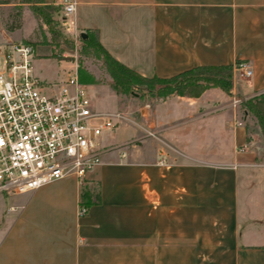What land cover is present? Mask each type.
I'll return each mask as SVG.
<instances>
[{
	"label": "crops",
	"instance_id": "1",
	"mask_svg": "<svg viewBox=\"0 0 264 264\" xmlns=\"http://www.w3.org/2000/svg\"><path fill=\"white\" fill-rule=\"evenodd\" d=\"M76 1L70 30L95 31L143 76L239 60L252 72L238 91L144 104L140 125L151 135L100 138V163L84 176L99 200L85 215L75 173L2 194L0 264H264L261 133L240 105L229 106L232 94L264 91V0Z\"/></svg>",
	"mask_w": 264,
	"mask_h": 264
},
{
	"label": "built area",
	"instance_id": "2",
	"mask_svg": "<svg viewBox=\"0 0 264 264\" xmlns=\"http://www.w3.org/2000/svg\"><path fill=\"white\" fill-rule=\"evenodd\" d=\"M76 8V0L61 1L66 18ZM34 54L30 43L9 41L0 47V194L32 192L68 173L82 181L100 163L97 138L127 119L122 111L95 108L76 68L59 88L41 92ZM251 72L245 60L231 64V88ZM244 99L232 94L229 106ZM78 214L85 215V209Z\"/></svg>",
	"mask_w": 264,
	"mask_h": 264
},
{
	"label": "rangeland",
	"instance_id": "3",
	"mask_svg": "<svg viewBox=\"0 0 264 264\" xmlns=\"http://www.w3.org/2000/svg\"><path fill=\"white\" fill-rule=\"evenodd\" d=\"M60 15L56 13L52 16L54 22L51 26L58 33L54 40L49 31L50 26L38 20L30 6L19 4L18 0H0V47L9 41L29 42L35 47L32 57L33 74L39 80V90L44 93L59 88L75 68L78 70L81 67L93 75L97 82L93 83V86L89 85L90 87L87 85L92 104L122 111L127 117L117 120L114 127L103 132L97 140L104 138L105 141L113 142L114 139L122 141L131 135L141 136L143 132L138 126L141 123L138 109L144 104H147L149 109L160 98L144 93L140 96H114L107 82L108 76L101 58L97 57L93 50H86L80 34H75L72 28L70 30L68 18L65 23L61 22ZM238 83L239 81L235 84L236 91ZM240 109L242 110L241 107ZM246 121L249 127L254 123L249 115ZM260 138V145L264 148V139L262 136ZM161 145L164 146L162 143ZM122 147L121 145L114 149L119 152Z\"/></svg>",
	"mask_w": 264,
	"mask_h": 264
},
{
	"label": "trees",
	"instance_id": "4",
	"mask_svg": "<svg viewBox=\"0 0 264 264\" xmlns=\"http://www.w3.org/2000/svg\"><path fill=\"white\" fill-rule=\"evenodd\" d=\"M18 2L30 6L35 17L50 26L49 31L52 33V39L57 38L58 33L51 26L54 22L53 14H61V22L65 23L67 21L59 5L47 4L45 0H18ZM17 20L18 18H16ZM85 33V38L80 36L84 47L86 50H93L94 54L101 58L108 76L107 82L116 96L124 94L140 96L141 93H144L158 98L170 94L198 97L205 89L210 87H218L225 93H228L231 88V65H197L168 77L155 75L147 77L114 59L99 44L95 31L87 30ZM78 76L80 82L85 85L97 82L93 75L87 73L81 67L78 68ZM240 107L242 112L249 115L259 127L261 136L264 139V91L244 99L240 103ZM96 184L94 182V186L91 187L85 179L82 180L79 208H84L85 214L90 206L99 200Z\"/></svg>",
	"mask_w": 264,
	"mask_h": 264
},
{
	"label": "water",
	"instance_id": "5",
	"mask_svg": "<svg viewBox=\"0 0 264 264\" xmlns=\"http://www.w3.org/2000/svg\"><path fill=\"white\" fill-rule=\"evenodd\" d=\"M80 36H81L82 38H85V37H86V33H85L84 31H82V32L80 33Z\"/></svg>",
	"mask_w": 264,
	"mask_h": 264
}]
</instances>
